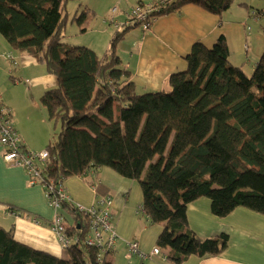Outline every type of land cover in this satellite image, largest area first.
<instances>
[{
	"label": "trees",
	"instance_id": "1",
	"mask_svg": "<svg viewBox=\"0 0 264 264\" xmlns=\"http://www.w3.org/2000/svg\"><path fill=\"white\" fill-rule=\"evenodd\" d=\"M70 1L0 0V35L58 81L39 100L49 122L61 128L47 146L45 181L64 185L90 169L109 168L140 183L141 210L164 228L157 248L168 264L220 256L228 236H196L188 229V206L207 198L218 218L238 208L264 216V53L249 76L245 65L230 61L225 36L211 49L197 43L187 69L170 75V90L139 94L118 55L129 30L143 27L132 20L133 9L101 58L62 42ZM162 3L156 17L179 14L187 5L221 17L236 0ZM89 16L85 9L73 21L83 27ZM61 207L68 235L85 242L89 216L72 202ZM97 253L82 244L59 258L18 242L14 229L0 224V264H97Z\"/></svg>",
	"mask_w": 264,
	"mask_h": 264
},
{
	"label": "crops",
	"instance_id": "2",
	"mask_svg": "<svg viewBox=\"0 0 264 264\" xmlns=\"http://www.w3.org/2000/svg\"><path fill=\"white\" fill-rule=\"evenodd\" d=\"M77 1L81 9L93 12V16H89L85 23L90 28H97L98 34L103 37L100 43L89 47L103 58L99 53L104 50V46L108 50L113 37L109 30L112 27L107 29L106 26L111 24L120 30L129 23L127 14L139 4L177 0ZM115 8L118 11L113 14ZM247 8L245 2L235 3L219 17L195 5H187L179 14L157 16L149 30L142 26L130 29L125 57L122 53L125 40L119 45L118 55L123 66L132 74L137 92L142 94L169 89L170 75L187 69L186 57L193 46L200 43L211 49L221 36H225L228 41L233 65H256L259 57L255 42L259 41L261 52L264 51L261 35H264V27L259 35L255 34L252 22L258 20L260 14L255 17V10ZM83 27L87 26L84 24ZM8 54L13 60L7 58ZM57 82V78L48 74L46 68L33 57L13 50L6 40L0 42V94L3 102L12 110L13 117L15 115V128L29 152H42L51 143L47 113L45 115L42 111L39 123L35 122L34 114L40 112L39 98L49 89L55 88ZM35 123L38 128L34 126ZM4 154L5 148L0 144V224L7 229H14L18 242L60 258L63 249L51 229L56 212L49 206L44 188L31 185L27 171L6 163ZM135 184L109 168H99L90 169L83 176L67 179L65 189L72 203L85 208L95 206L102 198H112V212L120 241L115 251L108 256L109 263L168 264L164 259L165 251L157 256L152 255L164 228L151 224L145 213L139 210L143 205V194ZM8 206L15 210H9ZM188 222V229L199 238L224 234L229 240L226 251L220 256L203 259L192 257L183 264H264L263 215L238 208L228 217L218 218L211 212L209 199L201 198L188 206ZM129 242L139 243L140 250L148 257L141 259L134 256L128 259Z\"/></svg>",
	"mask_w": 264,
	"mask_h": 264
},
{
	"label": "built area",
	"instance_id": "3",
	"mask_svg": "<svg viewBox=\"0 0 264 264\" xmlns=\"http://www.w3.org/2000/svg\"><path fill=\"white\" fill-rule=\"evenodd\" d=\"M162 4V2H158L151 5H138L131 11V18L133 21L142 24L144 29L149 30L156 19L155 13L161 9ZM117 11V8L113 9V13H117ZM253 16L257 17L258 13L253 12ZM7 58L13 60L10 54L7 55ZM0 144L5 148L4 160L6 163L24 168L29 175V183L31 185H41L44 188L49 206L56 212V216L51 223V229L57 235L61 246L64 249H69L72 246H81L83 244L86 247L96 248L98 250L96 263L104 264L107 262L108 256L115 251L120 241V235L112 212V198H102L91 208L76 205L81 212L89 216V233L85 242L80 241L79 236H69L65 217L61 215V205L67 201H72L63 184L47 183L44 179L43 168L50 161V153L48 150L42 152H29L26 150L13 124V112L3 102L1 94ZM141 209L142 207L139 210ZM127 246L126 257L128 259L134 256H139L141 259L148 257L140 250L139 243L129 242ZM160 253V249L156 248L153 250L152 255L157 256Z\"/></svg>",
	"mask_w": 264,
	"mask_h": 264
},
{
	"label": "rangeland",
	"instance_id": "4",
	"mask_svg": "<svg viewBox=\"0 0 264 264\" xmlns=\"http://www.w3.org/2000/svg\"><path fill=\"white\" fill-rule=\"evenodd\" d=\"M91 1L94 2L95 0H91ZM240 2H245L246 4H248V8H247L248 10L249 9L251 11L255 10L253 12H256V13L260 14L259 19L258 20L254 19L253 22H252L254 24L253 25V31L255 32L256 35H259V33L262 32V28L264 27V0H236V3H240ZM95 3H96V1H95ZM234 7H236V5ZM67 8H68L67 12H68V15H69V24H68L67 31L64 34L65 36H64V39H63L62 42L64 44H67V45L73 46V47H88V48H90L89 46H92V44H94V43L96 44V42L100 43L103 36L98 34L97 28H94V27L90 28L87 23H85V26H87L88 28L87 27H82V26L78 25L76 22L73 21V18L76 17V16L77 17L80 16L81 13L85 10V8L81 9L79 7V2L77 0L76 1L75 0L70 1ZM101 8H103V6ZM96 21H97V19H96ZM109 27H112V29H109ZM83 28L84 29L87 28V29H85L86 30L85 32H83V30H84ZM106 28L110 30V34L113 33L112 35H114L116 30H117L111 24L109 26H106ZM130 35H131V33L127 34L126 38L124 39L125 40V44L122 43L124 45V50L122 51L124 57H125V53H126V50H127L126 48H128V46H129V41L128 40L130 39ZM261 35H262V39L264 41V35L263 34H261ZM3 40H5V39L3 38V36L0 35V42H3ZM255 47H256V50H258L257 56L259 57V60H260V58L262 57L264 51L261 52V44L259 43V41L255 42ZM104 50H106L105 46H104ZM104 50H102L99 53V54H101L102 57L107 52V50H106V52L104 53ZM6 53L7 52H5L4 54H6ZM120 54H121V52H120ZM251 62H253V61H251ZM253 64H254V62H253ZM253 66H255V65H252L251 63H249V66L247 65V66L244 67L246 73L249 76H252V74L254 72ZM165 90H170V87H169V89H165ZM40 107L41 108L38 109V111H40V112L34 114V120H35L36 123H39V121L41 120L43 112H44L45 115L47 113L46 110H44L41 105H40ZM36 123H35L34 126L36 128H38V125ZM13 124H14V126H16L15 115L13 117ZM47 125H48L47 127H48L50 135H51V142H52L53 141V137L57 138V135L59 134L61 128L59 126L57 129H55L53 124L49 122L48 118H47ZM16 128H17V126H16ZM134 182L136 183L135 187L136 188L139 187L140 190H141V193H142V188H141L140 183L138 181H134ZM142 198H143V195H142ZM141 207H142V205H141Z\"/></svg>",
	"mask_w": 264,
	"mask_h": 264
},
{
	"label": "clouds",
	"instance_id": "5",
	"mask_svg": "<svg viewBox=\"0 0 264 264\" xmlns=\"http://www.w3.org/2000/svg\"><path fill=\"white\" fill-rule=\"evenodd\" d=\"M19 136H20V135H19ZM46 150H47V149H46ZM64 186H65V183H64ZM58 240H59V239H58ZM59 243H60V242H59ZM60 245H61V244H60ZM61 247H62V246H61ZM62 249H63V250H66V249H64L63 247H62ZM160 254H161V253H160ZM107 262H108V261H107Z\"/></svg>",
	"mask_w": 264,
	"mask_h": 264
},
{
	"label": "bare ground",
	"instance_id": "6",
	"mask_svg": "<svg viewBox=\"0 0 264 264\" xmlns=\"http://www.w3.org/2000/svg\"><path fill=\"white\" fill-rule=\"evenodd\" d=\"M150 5V4H149Z\"/></svg>",
	"mask_w": 264,
	"mask_h": 264
}]
</instances>
